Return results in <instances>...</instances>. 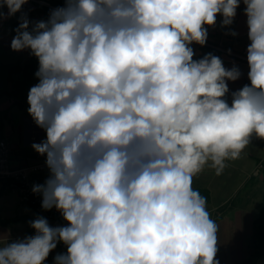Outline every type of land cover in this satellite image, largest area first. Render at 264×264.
<instances>
[{"label":"clouds","instance_id":"9594fccd","mask_svg":"<svg viewBox=\"0 0 264 264\" xmlns=\"http://www.w3.org/2000/svg\"><path fill=\"white\" fill-rule=\"evenodd\" d=\"M27 2L0 0V20ZM243 3L250 84L231 104L239 68L195 60L191 45H205L218 14L230 25L240 0H64L31 31L22 18L11 48L39 61L28 112L49 170L33 192L67 226L37 217L35 235L0 236V264H44L58 243L54 264H219L218 225L193 178L264 139V0Z\"/></svg>","mask_w":264,"mask_h":264},{"label":"crops","instance_id":"0c3cea01","mask_svg":"<svg viewBox=\"0 0 264 264\" xmlns=\"http://www.w3.org/2000/svg\"><path fill=\"white\" fill-rule=\"evenodd\" d=\"M48 2L52 7L64 6V0H28L21 9L9 16V9L4 6L2 11L5 18L0 20V58L6 65L20 67L21 71L14 75L9 86L11 96H4L0 100V111L3 122L1 138L5 139L12 148L11 162L14 167H26L46 160V155L36 152L32 145L46 139L44 129L38 127L30 116L28 109V93L32 86L39 83L35 73L39 62L34 69H29L33 59L30 49L14 51L11 41L16 36V29L27 18L32 27L38 21H47L54 8L41 4ZM246 5L240 0L236 15L230 25L223 26L222 15H217L216 23L210 26L207 39L226 48L236 50L249 45ZM31 31V30H29ZM237 35L233 36L231 33ZM194 59L199 60L211 53L205 47L192 44ZM226 69L233 66L239 68L241 76L236 81H226L229 92L224 99L231 104L232 93L250 84L247 73L248 63L231 61L217 54ZM226 167L219 175L215 169L206 165L198 175L193 178V188L206 198L207 210L210 218L218 225V252L216 260L219 264H246L254 247V234L256 222L264 214V139L253 136L250 144L241 152L239 158L225 161ZM210 164V162H209ZM49 176V170L30 175L29 182L34 187L44 184ZM0 219H10L16 216H27L33 220L39 215L36 210L22 202L13 193L9 183L0 181ZM52 227L61 226L57 221H48ZM28 224L21 221L8 225L0 224V236L5 238L4 243L13 242L29 236ZM31 236V235H30ZM66 252V246L58 243L57 248L49 255L47 264H54V257L58 253ZM264 261V256L257 264Z\"/></svg>","mask_w":264,"mask_h":264},{"label":"built area","instance_id":"2783aa9c","mask_svg":"<svg viewBox=\"0 0 264 264\" xmlns=\"http://www.w3.org/2000/svg\"><path fill=\"white\" fill-rule=\"evenodd\" d=\"M41 4L52 7L48 2L42 1ZM205 27H207V32L211 30L210 26ZM199 46L205 47L206 49L210 50L211 53L217 54L222 58H226L231 61L247 63L248 45H245L240 50H236L232 48H226L222 45L210 41V39H207L205 45ZM11 156L12 148L10 144L5 139H1L0 181L8 182L13 193L16 194L22 202L32 206L39 215H43V217H45L47 221H57L61 226H67V222L63 219L61 213L57 211L55 207L47 211L42 208V195L40 193H34L33 186L29 182L30 175L48 171L46 160L26 167H14L12 166ZM263 167L264 164L260 163L259 169H262ZM32 235H35V233H33Z\"/></svg>","mask_w":264,"mask_h":264},{"label":"trees","instance_id":"16d2710c","mask_svg":"<svg viewBox=\"0 0 264 264\" xmlns=\"http://www.w3.org/2000/svg\"><path fill=\"white\" fill-rule=\"evenodd\" d=\"M29 30H31L30 26H29ZM38 62H39L38 59H33L28 68L34 69L38 64ZM20 71H21L20 67L6 65L0 58V100L4 96H9V97L11 96V92L9 91V86L13 81L14 75L19 73ZM2 127H3V122L0 111V140L2 139L1 138ZM21 221L28 224L27 234L29 236L35 233V230L30 226V222L33 221V219L27 216H22V217L16 216L10 219H0V224L8 225L10 223H16ZM255 226H256V230L254 234V247L251 250L250 257L247 260L246 264H257L258 260L264 256V214L261 216L260 220L256 222ZM49 257L50 255L44 261V264H47Z\"/></svg>","mask_w":264,"mask_h":264},{"label":"rangeland","instance_id":"374dc122","mask_svg":"<svg viewBox=\"0 0 264 264\" xmlns=\"http://www.w3.org/2000/svg\"><path fill=\"white\" fill-rule=\"evenodd\" d=\"M261 264H264V261Z\"/></svg>","mask_w":264,"mask_h":264}]
</instances>
